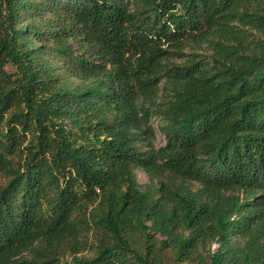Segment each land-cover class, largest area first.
Masks as SVG:
<instances>
[{
	"label": "trees",
	"instance_id": "1",
	"mask_svg": "<svg viewBox=\"0 0 264 264\" xmlns=\"http://www.w3.org/2000/svg\"><path fill=\"white\" fill-rule=\"evenodd\" d=\"M167 252L264 264V0H0V264Z\"/></svg>",
	"mask_w": 264,
	"mask_h": 264
},
{
	"label": "rangeland",
	"instance_id": "2",
	"mask_svg": "<svg viewBox=\"0 0 264 264\" xmlns=\"http://www.w3.org/2000/svg\"><path fill=\"white\" fill-rule=\"evenodd\" d=\"M151 126H152L155 130H158V129H157V128H158V127H157V123H156L155 120L151 122ZM163 144H164V138H163V136L159 133V134H157L156 145H157L158 147H160V146L163 145ZM136 174H137V177H138L139 183H140L141 185H145V184H148V183H149L148 176H147V174H146L144 171H140V170H138V171H136ZM165 262H166V264H182V263H176V262L174 261V257H173V255H172L171 252H167V253H166Z\"/></svg>",
	"mask_w": 264,
	"mask_h": 264
}]
</instances>
